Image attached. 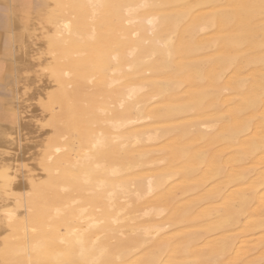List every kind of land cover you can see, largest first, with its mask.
Listing matches in <instances>:
<instances>
[{
    "label": "bare ground",
    "instance_id": "6f19581e",
    "mask_svg": "<svg viewBox=\"0 0 264 264\" xmlns=\"http://www.w3.org/2000/svg\"><path fill=\"white\" fill-rule=\"evenodd\" d=\"M32 5L63 127L40 149V174L20 183L3 167L0 263L264 264V0ZM84 47L92 66L64 62ZM152 68L174 78L150 80Z\"/></svg>",
    "mask_w": 264,
    "mask_h": 264
},
{
    "label": "rangeland",
    "instance_id": "374dc122",
    "mask_svg": "<svg viewBox=\"0 0 264 264\" xmlns=\"http://www.w3.org/2000/svg\"><path fill=\"white\" fill-rule=\"evenodd\" d=\"M49 1H51V0H49ZM150 2H152V1H150ZM21 6L22 5H20V7ZM149 8L150 7H148V9ZM32 10H33V5L31 6L30 9L27 8V9L20 10L21 12H24L23 13L24 16L20 17V20H19V23H18V27L16 29V30L19 29L17 32H18V34H20V38H18L19 39L18 41H14L13 51L10 54V56L6 57L8 59V71H7V75H6V81L4 82L5 83L4 86H6V90L8 91V94H9L8 100H7V107H8V110L12 114V121L13 122L11 121V123L8 126L0 129V139H1L0 147L2 148V149H0V176L2 175L0 177V182H1L0 187H2V188L4 187V183L6 182V178L3 176V167L15 166V169L17 171L15 170V178L14 179L17 182H20L21 180L24 182V179L27 180V176H24V174L27 175L25 170H32V171L35 172L34 168H35L36 165H38V166H36V172L35 173L40 174L41 171L38 170L40 168L39 167L40 153L42 151L40 149H42L51 140V138H52V136L54 134H55L54 137L58 136V133H57V127L58 126H61V127H59V129L63 127L62 126L63 122H61L62 120L61 119H57V118H59L58 116H56L57 118L55 117V113H56L55 111L58 110V108H57L58 106H54L55 103L53 104V103L50 102V98H53L56 95V93L58 91L57 90L58 86H57V83L54 80L53 76L50 73L48 74V70L52 67L53 62H52V59L50 58L51 55H50V53L47 50L48 49V46L46 44L47 43V37H45L46 35L44 34L45 31H47V29H46L45 24H43L44 23V20H43L44 19L43 18L44 15H42L43 16L42 17L41 15L33 14ZM149 10H147V12L149 11L148 13H157L154 9L150 8ZM101 14L103 15L104 13H101ZM42 24H43V26H42ZM210 32H211L210 30H207L206 33H204V36H202V38H207L206 35H208V37L210 38V35L211 34L213 35V33L212 32L210 33ZM169 33H170L169 31H163L162 35H167ZM43 37H45L46 39L43 38ZM82 48H80V50H79L80 53H77V54H80V57H79V55H77L78 57L77 56L74 57L75 54L72 53V54H69L65 58L64 62L66 64H68V63H70L69 61H70L71 58H77V60L80 61L81 65H83V64L84 65L85 64L90 65L91 64L90 66H92V64H93L92 63V60H93L92 51L89 48H85V47H84V49H82ZM214 50H215L214 47H211V48L209 47L206 50V52H208V53L210 52L211 53ZM83 53H84V55H83ZM85 53H86V55H85ZM66 59H67V61H66ZM84 65L80 66V67H88L87 65L86 66H84ZM90 66L88 68V69L91 70V71L89 70L90 71L89 74L94 72L92 67L90 68ZM66 67H69V66L67 65ZM43 69H45V70H43ZM80 69H82V71L85 70V68H80ZM88 69L86 68V70L84 72H86ZM153 69L154 68H152L151 70H147L146 73L144 72L145 77H148V79H150V80L151 79H153V80L156 79L157 80L161 75H162L163 79H165L167 77L168 78H172L174 76L172 74V71H171L172 76H171V74L167 73V71L169 72L171 69L166 70V72H165L164 69L163 70H157V69L153 70ZM46 70H47V72H46ZM153 71H155V72H153ZM159 71H161V74L159 73ZM49 72H50V70H49ZM43 74H45V75H43ZM229 75H230V73L227 74L226 76H224L223 80L225 81ZM92 76H93L92 78H93V82H94V80H95L94 78L97 77V75L96 76L92 75ZM159 79L161 80V77ZM180 82L182 83V86H180L178 88V91H179V94H181L180 91H182V94L180 96H183L184 93L188 90V86L189 85L188 84L186 85L183 81H180ZM92 85H93V83H91V82L88 83L89 87L87 86L86 90L89 91V92L92 91ZM32 86H34L35 88L34 87L32 88ZM69 88H71V86ZM185 88H187V89H185ZM48 89H49V91H48ZM226 90H228V89H226ZM226 90L225 89H221V92H222V95H223L222 96L223 100L225 99L227 94L229 96H233L234 97V95H231V93L234 94L233 91H231V90L226 91ZM54 92H56V93H54ZM148 94L149 93L147 91V95ZM228 95H227V98H228ZM28 96L30 98H28ZM145 96L146 95H144V97ZM43 97H45V98H43ZM35 98H36L37 101H35ZM231 98L232 97H229L228 99H231ZM30 99L32 100V102H31ZM157 100H159L160 103H161L162 99L160 100L159 98H157L156 100L153 101L154 103H150L151 106H149L147 108L154 107V106L157 107V104H156ZM227 100H224V101H227ZM230 101L231 100H229L227 102H230ZM227 102H223L222 104L225 105L224 103H227ZM43 103H45V104H43ZM160 103H158V104H160ZM46 104L49 107H51V108H49V110H48V107L46 106ZM50 104H52V105H50ZM153 104H156V105H153ZM43 109H45L46 111L43 110ZM43 111H45V112H43ZM146 111H147V109H146ZM209 111H208V113H211ZM147 112L151 113V108ZM213 112H212V114H206L205 117L208 118V116L209 117L211 115L213 116V114L215 113V112L214 113ZM17 114H18V116H16ZM52 114L57 119L58 122H61V124L60 123L58 124V122H56V123H54L55 125L53 126V121H54L55 118L53 119ZM189 116H190V120L196 119V118H194L195 115H194L193 111L188 113V118H187L188 120H189ZM214 116H216L215 117L216 119L218 118L217 117L218 116L217 113H215ZM18 117L20 118L19 120L17 119ZM40 117L42 118L41 120H40ZM192 117H193V119H192ZM210 118L213 119L212 117H210ZM210 118H208V119H210ZM215 118H214V120H215ZM33 119H34V121H33ZM47 119H48V121H47ZM45 120L48 122V124L42 122V121H45ZM19 122L22 123V124H20ZM23 122H24V125H23ZM38 122H39V124H38ZM49 122H50V124H49ZM154 122L155 121L153 119L152 120H147L145 122L146 127H149V126L150 127H153V126L156 127V126L160 125V124L157 125V123L156 122L154 123ZM148 124H151V125H148ZM40 125H41V127H43L42 129H41ZM45 125L47 126L48 129L46 128ZM16 126H19V128L16 127ZM20 127L22 129H20ZM39 127H40V129H39ZM54 131H56V132H54ZM38 139H40V140H38ZM64 139L65 138H63L62 141L66 142V140H64ZM24 145H26V148H25ZM213 146H216V145H213ZM22 147H23V149H21ZM21 151H23V153H21ZM156 155L154 157H157ZM159 155H161V154H159ZM159 155H158L157 158H159ZM33 166H34V168L32 169ZM37 167H38V169H37ZM22 177H23V179H22ZM22 181L20 183H23ZM185 196L189 197L190 195H185ZM0 201H1V198H0ZM0 206L4 207L6 205L3 204V202H1ZM164 215H166V213ZM214 235L216 237L218 234L216 232H212L209 235H207L208 239L213 238ZM0 262H1V260H0ZM0 264H2V263H0Z\"/></svg>",
    "mask_w": 264,
    "mask_h": 264
},
{
    "label": "crops",
    "instance_id": "0c3cea01",
    "mask_svg": "<svg viewBox=\"0 0 264 264\" xmlns=\"http://www.w3.org/2000/svg\"><path fill=\"white\" fill-rule=\"evenodd\" d=\"M33 0H0V129L11 123V112L7 107L8 91L5 81L8 71V59L14 48V41H18V23L21 16H24L22 9H30ZM20 5H22L20 7ZM25 7V8H24ZM6 104V105H5ZM10 120V121H9Z\"/></svg>",
    "mask_w": 264,
    "mask_h": 264
}]
</instances>
